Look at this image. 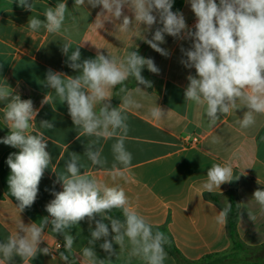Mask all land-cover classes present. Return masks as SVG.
<instances>
[{
	"label": "clouds",
	"instance_id": "1",
	"mask_svg": "<svg viewBox=\"0 0 264 264\" xmlns=\"http://www.w3.org/2000/svg\"><path fill=\"white\" fill-rule=\"evenodd\" d=\"M188 2L196 17L194 31L188 28L182 13L172 11L173 0H74L73 8L78 9L86 3L92 8L101 7L93 24L97 29L103 27L105 20L120 21L116 26L121 32L142 30L141 26L146 32L157 23L161 24L151 39L143 38L153 50L164 56L169 53L159 45L165 42V34L191 39V48L181 49L186 57L181 63L186 68H194L196 73L187 77L185 102L204 106L208 126L212 128L222 116L237 109L239 101L246 111L237 123L241 128H249L255 124L256 114H264V0ZM18 6L33 12L35 0H18ZM125 8L131 16L125 14ZM42 15L43 20L37 16L29 18L27 27L30 34L41 30L57 34L66 18L70 17L74 23L77 19L69 12L66 0L54 7L47 6ZM73 43L66 38L61 52L68 57V67L78 71L79 75L73 77L49 69L46 87L53 89L54 95L51 92L46 94L41 105L53 104L56 100L66 102L68 114L78 129L77 138H93L88 141L84 156L92 166L106 172L115 182L118 177L126 178L132 167V153L125 147L129 131L127 113L143 107L136 96L143 98L148 94L139 86L130 90L126 81L132 78L138 85L151 87L152 82L142 76V69L146 67L152 73H158L159 69L153 59L141 56L138 51H128L120 59L110 53L104 55L100 51L103 47L98 46L95 58L81 62L80 47L83 44L76 46L68 55ZM118 85L115 95L121 102L118 107H113V94L109 89ZM0 102L5 105L0 111L9 129V134L0 139V143L19 150L11 153L6 163L11 173L7 180L9 192L15 197L16 207L21 213L35 203L45 170L52 166V157L46 150L48 137L40 129L50 130L54 125L41 120L39 129L36 128L33 122L38 110L34 108L33 101L21 99L7 83H0ZM167 113L157 104L149 109L150 117L156 121L164 119ZM102 139H115L111 145L113 160L110 168L106 167L108 160L102 155L103 148L97 146ZM216 142L213 137L212 143ZM86 168L81 156L74 152L68 154L63 172L52 166V171L57 173L56 183L61 184L62 190L52 193L54 199L46 205L48 215L39 225L35 222L26 225L21 219L17 221L16 231L0 242V264H12L16 256L28 264L38 254H51L49 246L40 247L47 241L45 229L49 225L53 234L63 236L64 251L59 252L61 260L64 264H73L69 257L75 255V237L70 230L85 219L89 222L91 239L80 249V264H112L111 257L117 255L113 243L122 250L130 245L129 257H138L144 264H165L167 253L164 246L170 243L168 236L154 229L153 223L137 211L122 186H108L89 171H81ZM206 175L207 179L198 191L213 193L221 190V185L239 179V176H234L229 162L212 164ZM252 198L264 212V190L257 188ZM114 209L122 212L123 220L109 215ZM230 211L231 203H228L214 221L225 224ZM247 216L253 222L257 218L251 211ZM105 219L110 221L111 230L104 223ZM93 222L94 229L91 227ZM102 238L104 242L100 248L108 254L105 259L98 258L94 248ZM59 248L61 245L57 243L56 249Z\"/></svg>",
	"mask_w": 264,
	"mask_h": 264
},
{
	"label": "crops",
	"instance_id": "2",
	"mask_svg": "<svg viewBox=\"0 0 264 264\" xmlns=\"http://www.w3.org/2000/svg\"><path fill=\"white\" fill-rule=\"evenodd\" d=\"M59 2L64 0H35L32 12L19 7L18 0H0V83H7L14 94L33 101L34 108L38 110L33 122L36 128L39 129L41 120L53 123V129H40L48 137L46 150L52 157V166L58 172H63L68 154L74 152L80 155L81 162L87 166L82 172L89 171L108 186H122L137 211L147 217L154 227L162 229L181 255L189 260H198L230 248L227 220L225 224H218L214 217L231 203V206L237 207L236 231L240 242L248 248L251 256L262 260V263L255 264H264V212H261L260 205L252 198L257 188L264 190V114H256L254 125L241 128L237 121L242 119L246 109L238 101L237 109L222 116L216 126L209 128L204 106L189 104L184 97L189 83L187 77L196 73L194 68H186L181 63L186 59L181 49L191 48L193 41L165 34V42L159 46L167 50L169 55H161L145 43L143 38L151 39L156 28L162 27L159 23L146 32L143 26L142 30L121 32L116 26L120 21L105 20L103 27L97 29L93 24L101 7L92 8L86 3L75 9L74 0H66L69 12L77 18L75 23L69 17L60 33L49 34L41 30L30 34L27 27L29 18L37 16L41 20L45 19L42 15L44 9L47 6L54 7ZM124 12L131 16L127 8ZM177 12L183 14L188 28L194 31L196 17L188 0L183 1ZM66 38L74 42L69 56L76 46L83 44L80 47L81 62L95 58L98 46L103 47L100 51L104 55L110 53L120 59L128 51H138L141 56L153 59L159 69L158 73H152L146 67L142 69V76L152 82L151 87L138 85L132 78L127 81L130 90L139 86L148 94L143 98L136 96L143 107L127 113L129 131L125 147L132 153L133 160L126 178L118 177L114 182L106 172L92 166L87 160L84 152L88 141L93 138H77L78 129L68 114L66 102L56 100L53 104L41 105L46 94L51 92L54 95V90L46 87L49 69L73 77L79 75L78 71L68 67V57L61 52ZM118 90V86L109 89L113 94V107H118L121 102L115 95ZM156 104L165 112L168 111L166 117L159 121L149 115V109ZM4 106L0 102V108ZM8 134L9 129L0 111V139ZM213 137L217 139L216 143H212ZM114 142L115 139H102L97 145L103 148L102 155L108 160V168L113 160L111 145ZM18 151L0 143V242L16 231L19 219L26 225L33 222L39 225L43 217L48 215L46 205L54 199L52 193L62 190L61 184L56 183L57 173L50 166L39 184L35 203L19 213L17 201L9 192L7 180L11 173L6 163L8 156ZM223 162L232 164L234 176H239V179L221 185V190L217 189L213 193L198 191L201 183L207 179L206 174L211 165ZM248 211L256 215L254 222L249 220ZM96 218L100 219L99 216ZM104 223L111 230L110 221L105 219ZM91 227L95 228L94 222ZM45 233L47 241L40 247L49 246L53 251L55 245L61 243L62 249L55 254H38L28 264H64L59 256V252L64 251L63 236L53 234L51 225L45 229ZM70 234L75 237V255L70 257L75 264H80V249L87 246L91 239L87 219L72 228ZM103 242L102 238L94 245L100 259L108 255L100 248ZM113 248L117 255L111 257L112 264H144L138 257H129L130 245L122 250L113 243ZM166 253L165 264H177L176 257ZM12 264L25 262L16 256Z\"/></svg>",
	"mask_w": 264,
	"mask_h": 264
},
{
	"label": "trees",
	"instance_id": "3",
	"mask_svg": "<svg viewBox=\"0 0 264 264\" xmlns=\"http://www.w3.org/2000/svg\"><path fill=\"white\" fill-rule=\"evenodd\" d=\"M183 1L184 0H174L173 10L175 12L180 10V8L183 5ZM129 80H131V78ZM126 84H128L127 81ZM130 85H132V83ZM119 87L120 86L118 85V88ZM109 215H111L113 218L123 220L122 212L118 209L112 210V212L109 213ZM237 219H238L237 207L231 206V211L227 216V226L231 238V246L226 251L211 253L198 260H189L181 255L179 249L172 243L170 238H169L170 243L164 246L165 250L172 256L176 257L177 264H242V263L255 264V263L244 262L238 259L239 257L238 253L242 250H248V248L244 244H242V242H240L239 240L236 231ZM154 229H158L164 232L162 229L158 227H154ZM69 259L73 261V264L76 263L71 257H69Z\"/></svg>",
	"mask_w": 264,
	"mask_h": 264
},
{
	"label": "rangeland",
	"instance_id": "4",
	"mask_svg": "<svg viewBox=\"0 0 264 264\" xmlns=\"http://www.w3.org/2000/svg\"><path fill=\"white\" fill-rule=\"evenodd\" d=\"M238 259L244 261V262H251V263H262V260L256 259L254 256L250 255V252L248 250H242L239 253Z\"/></svg>",
	"mask_w": 264,
	"mask_h": 264
},
{
	"label": "built area",
	"instance_id": "5",
	"mask_svg": "<svg viewBox=\"0 0 264 264\" xmlns=\"http://www.w3.org/2000/svg\"><path fill=\"white\" fill-rule=\"evenodd\" d=\"M219 3V2H218ZM21 99H28V98H26L25 96H21ZM60 245H61V243H59ZM62 249V245H61V248H59L58 250H61ZM57 249H56V245H55V247H54V249H53V251H52V254H55V253H57V251H58Z\"/></svg>",
	"mask_w": 264,
	"mask_h": 264
}]
</instances>
